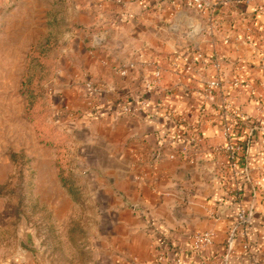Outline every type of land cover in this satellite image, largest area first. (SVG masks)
I'll list each match as a JSON object with an SVG mask.
<instances>
[{
	"label": "crops",
	"instance_id": "crops-1",
	"mask_svg": "<svg viewBox=\"0 0 264 264\" xmlns=\"http://www.w3.org/2000/svg\"><path fill=\"white\" fill-rule=\"evenodd\" d=\"M0 2V9L6 8V3L13 4L5 13L4 27L9 29V19L16 15L18 30H27L31 35L29 48L46 36H52L58 47L74 46L85 51V55L87 50L94 49L96 55L93 59L105 69L110 66L118 68L131 62L145 76L148 69L152 73L159 68L165 87L167 83L176 84L173 92L162 90L159 96L164 101L160 100L158 104L155 103L157 97L148 94L149 100H145V106L139 109L138 114L141 116L139 115L137 122L135 116L123 117L115 122L111 121L107 126L112 133L116 132L121 136L120 141L128 142L131 165L126 169L113 170L109 185L95 189L94 206L101 211L105 210V214L96 215L94 236L87 238L94 243L95 256H102L103 250L98 242L104 240L103 242L110 243L108 251L103 255H109V264H150L156 245L161 246L170 261L185 257L192 261L204 259L210 264H218L236 213V206L226 187L238 183V180L230 177L225 162L226 154L222 149V125L231 120L225 107H221V97H228L232 93L233 80L251 84L242 89L243 97L251 92L257 95L260 92L259 83L264 86V60L260 63L256 57L253 60L249 57L242 58L235 65H243V70L232 74V60L224 58V51L217 53L214 42L212 45L208 43L207 49H202L201 52L196 50L202 54V58L194 62V50L166 39L161 41L162 34H166V21L173 15L159 13L156 17L153 5L140 9L136 0H121V3L106 0L101 6H97V0ZM243 7V14L231 11L234 17L246 18L244 23L239 24L238 35L264 37V0H253L251 5ZM254 7L256 9L253 12ZM177 13L175 11L173 19H176ZM247 19H252L254 23L247 24ZM151 26H157L159 39L153 42L150 36H146L148 39L144 46L143 30ZM140 38L143 40L134 42V39ZM262 43L264 45V40ZM243 49L251 50V47L243 46ZM171 51L182 62L190 65V68L172 69L161 55V52ZM214 61L219 64V69H215ZM169 70L174 74H169ZM220 72L221 87L204 89V83L220 76ZM97 78L100 82L108 80L103 74ZM186 82L193 86L187 88L184 85ZM130 93L129 90L121 91L120 96H134V93ZM186 97L193 101L189 109L184 106ZM107 101L106 99L104 102ZM116 108L113 105L107 111L111 112ZM253 109L251 105L244 107L249 112H253ZM260 111L259 124L264 126V107ZM152 114H160L162 117L154 121L149 117ZM183 114H190L191 121L183 123L182 137L192 135L200 138V141L189 145L177 142L182 152L187 154L188 159L185 160L175 155L171 146L174 142L172 137L175 121H171L170 116ZM237 133L239 131L234 130L235 136ZM248 133V178L246 181L242 178L240 183L244 203L253 205L254 209L250 236L253 250L264 263V134L259 128L250 129ZM236 137L242 138L238 135ZM154 150L156 151L153 152ZM113 158L119 160L118 155ZM260 185L263 188L261 192L257 190ZM252 191H255L253 195ZM104 221L108 224L106 227ZM206 229H213L215 232L213 244L198 252L192 246L191 236L195 231ZM227 264H250V261L236 245Z\"/></svg>",
	"mask_w": 264,
	"mask_h": 264
},
{
	"label": "rangeland",
	"instance_id": "rangeland-1",
	"mask_svg": "<svg viewBox=\"0 0 264 264\" xmlns=\"http://www.w3.org/2000/svg\"><path fill=\"white\" fill-rule=\"evenodd\" d=\"M169 1L154 3L152 7L156 17L159 13L173 15L166 21V34H162L161 41H173L195 52L215 42L216 52L224 51V58L232 60V74L243 70V65H235L242 58L256 57L260 63L264 60V37L238 35L239 24L246 18L231 14L232 10L241 13L237 5H224L216 0L210 12V0H204L208 6L201 8L190 0ZM136 2L140 9L146 6V0ZM6 4V8L0 9V264H109V255H103L110 243L98 242L103 250L98 258L94 243L87 240L93 235L96 215L105 214V210L95 208L94 192L98 186L109 185L113 170L131 165V152L127 149L128 142L120 141L121 136L107 126L123 117L135 116L137 122L141 114L139 110L130 113L118 108L111 112L95 108L106 99L115 104L119 101L120 105L126 100L139 105L143 101L139 93L144 90L155 95L158 104L164 101L159 96L162 90L173 92L176 84L167 83L165 87L161 72L159 79L153 81L156 69L152 73L148 69L145 76L134 66L121 75L115 66L106 69L99 66L93 59L94 49L87 50L85 55V51L74 46H56L50 53L43 51L45 64L34 66L30 33L18 30L16 15L9 19V29L3 25L5 13L13 5ZM175 11L178 13L173 19ZM249 23L254 21L247 19ZM143 32L144 40L134 42L143 40L146 46L149 36L151 41H158L157 26ZM161 53L170 65L177 56L174 51ZM171 68L174 69L172 65ZM168 73L174 74L171 70ZM102 74L108 80L100 82L97 77ZM187 83L184 84L187 88L193 86ZM231 85L232 93L221 97V107L229 104L231 108L228 123L233 126L235 121H248L251 127L246 130L259 128L264 134V126L259 124L264 86L259 83L257 95L251 92L243 97L242 89L248 84L233 80ZM203 87L208 89L206 82ZM126 90L134 96L121 97V91ZM205 99L206 96L204 102ZM192 104V99L186 97L184 106L189 109ZM249 105L253 112L244 110ZM234 111L247 119H240ZM152 115L149 117L154 121L162 117ZM174 116H170L171 121L177 123L191 121L190 114ZM232 129L241 136L240 130ZM115 155L119 156L118 161L114 160ZM107 225L104 221V227Z\"/></svg>",
	"mask_w": 264,
	"mask_h": 264
},
{
	"label": "built area",
	"instance_id": "built-area-1",
	"mask_svg": "<svg viewBox=\"0 0 264 264\" xmlns=\"http://www.w3.org/2000/svg\"><path fill=\"white\" fill-rule=\"evenodd\" d=\"M106 0H97V6H101V3ZM139 1V0H138ZM143 1V0H141ZM145 1V0H144ZM149 1H156L157 3L159 0H146L145 5L147 6L149 4ZM166 0L160 1L165 2ZM253 0H220L218 3H222L224 5L226 4H234L239 6H248L252 4ZM117 3H121V0H116ZM158 2V3H160ZM189 2L193 3L197 8H201L203 5L206 4L204 0H190ZM215 2L209 1V10L213 8ZM217 3V2H216ZM208 6V3L206 4ZM254 7V11H255ZM209 12V13H210ZM211 14V13H210ZM202 58V54L200 52H196L193 61L196 62L197 60ZM215 68H219V64L217 62H213ZM172 67L174 69H189L190 65H187L185 62H182L180 60V57L177 55L175 56V59L172 62ZM134 67V64L129 62L125 65H122L118 68H116V71L119 74H125L128 70L132 69ZM160 77V70L156 69L153 73V81H157ZM150 83H147V88L149 87ZM222 85L220 76L211 79L207 82V88H220ZM139 104V103H137ZM146 102L143 100L139 105H124L122 106L123 112H128L129 110L135 112V110H139L145 106ZM225 109L229 112L230 111V105L227 104L225 106ZM237 115H240L239 112L234 111ZM240 119L246 120L247 117L241 116ZM183 123L182 122H175L174 127V137L173 140H177L178 142H181L183 144H194L195 141H200V138L187 136L182 137V134L184 133L183 129ZM257 128V127H256ZM223 129V137H224V143L222 146V149L224 150L226 154L227 163L226 166L229 170L230 177L238 180V183L229 184L228 187H226V190L228 194L230 195L232 201L234 202L236 206V213H235V221L230 227L226 241H225V248L223 251V254L221 256V260L219 261V264H227L230 256L235 251L236 245L239 246L240 250L245 253L250 261V264H264L256 255L255 251L253 250V246L250 239V232L253 226L254 222V209L253 205H246L244 203V196L242 194V186H241V179L243 178L245 181L247 180L248 176V168H247V159L241 160L236 156V152L240 151L241 144L239 142V138L233 134L232 125L230 123H224L222 125ZM158 153V151L156 152ZM157 156V154H156ZM157 158V157H156ZM224 182V181H223ZM262 185L259 186V189L257 190L259 192L262 191ZM256 190V189H255ZM257 191V192H258ZM255 193V191H252V195ZM264 196V195H263ZM215 236V232L213 229H206V230H199L195 231L192 236V246L193 248L201 252L203 249L209 248L213 244V239ZM150 264H208L206 260L201 259L199 261H192L185 257H178L174 261H170L166 258L164 251L162 250L161 246L156 245L154 247V258L153 261Z\"/></svg>",
	"mask_w": 264,
	"mask_h": 264
},
{
	"label": "trees",
	"instance_id": "trees-1",
	"mask_svg": "<svg viewBox=\"0 0 264 264\" xmlns=\"http://www.w3.org/2000/svg\"><path fill=\"white\" fill-rule=\"evenodd\" d=\"M160 1H162V0H159L158 2H160ZM155 2L156 1H149V4L146 6V8H148L149 6H152ZM237 6L239 8L238 9L239 12H242V14H243V11L240 10V8L243 7V6H239V5H237ZM57 44H58L57 41L55 39H52V36H46L42 41L40 40L36 44L32 45L30 47V49L33 50V52H34V57L32 59L33 65L34 66H43L45 63L43 62L42 57H41L43 55L42 52L43 51H48L49 52V51L55 50L56 49V46H58ZM147 98H148V94L146 93V91L145 90L142 91L141 92V98L140 99L147 100ZM118 103H119V101H117V104L112 103L111 101H107V102L100 101V102H98V104H97V106H96L95 109L99 108L101 110H104V109L107 110V108H109L110 106L115 105V106H117L118 109L121 110L122 109V106H124V105H132V103H130L129 100H126L124 102V104H121V105L118 104ZM128 112L131 113V110H129ZM247 122L240 123L238 121H235L233 123L234 125L232 126L233 128L238 129V130L241 131V137L242 138L239 139V142L241 144V149H240V151L236 152V156L239 159H241V160H246L247 159V156H248V146H249V138L250 137H249V133H248L249 131L246 130L247 129L246 127H251V125H249ZM173 137H172V139H173ZM173 141L174 142H172L171 146L174 149L175 155H178L179 157L184 158V160L185 159H188L187 158V154L184 153V152H182V150L180 149V147L177 145V142L178 141L177 140H173ZM156 150H154L153 152H155ZM225 162L227 163V159H226ZM68 190L70 192H72V189L70 187H68ZM251 235H252V230L250 232V236Z\"/></svg>",
	"mask_w": 264,
	"mask_h": 264
}]
</instances>
